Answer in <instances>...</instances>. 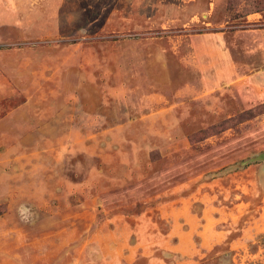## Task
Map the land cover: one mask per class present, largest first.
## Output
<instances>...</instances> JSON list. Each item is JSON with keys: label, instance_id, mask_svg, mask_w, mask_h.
Masks as SVG:
<instances>
[{"label": "rangeland", "instance_id": "rangeland-1", "mask_svg": "<svg viewBox=\"0 0 264 264\" xmlns=\"http://www.w3.org/2000/svg\"><path fill=\"white\" fill-rule=\"evenodd\" d=\"M249 8L0 0V264H264Z\"/></svg>", "mask_w": 264, "mask_h": 264}, {"label": "trees", "instance_id": "trees-1", "mask_svg": "<svg viewBox=\"0 0 264 264\" xmlns=\"http://www.w3.org/2000/svg\"><path fill=\"white\" fill-rule=\"evenodd\" d=\"M236 0H230V4L235 2ZM246 3V2H245ZM247 4L251 7L249 9H246L245 14L251 12V10L254 11H261L264 9V0H247ZM264 112V103L257 105L256 107L250 108L248 110L243 111L241 114H239L240 120H245L252 118L256 116L257 114ZM1 116V113H0ZM1 214V211H0Z\"/></svg>", "mask_w": 264, "mask_h": 264}, {"label": "water", "instance_id": "water-1", "mask_svg": "<svg viewBox=\"0 0 264 264\" xmlns=\"http://www.w3.org/2000/svg\"><path fill=\"white\" fill-rule=\"evenodd\" d=\"M254 161H263L264 162V152L254 154L251 157H249L248 159L240 161L234 167H243L246 164H248L249 162H254Z\"/></svg>", "mask_w": 264, "mask_h": 264}]
</instances>
